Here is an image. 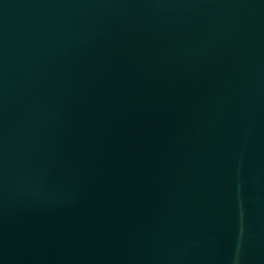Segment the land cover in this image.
<instances>
[{"label":"water","instance_id":"water-1","mask_svg":"<svg viewBox=\"0 0 264 264\" xmlns=\"http://www.w3.org/2000/svg\"><path fill=\"white\" fill-rule=\"evenodd\" d=\"M0 264H264V0H0Z\"/></svg>","mask_w":264,"mask_h":264}]
</instances>
